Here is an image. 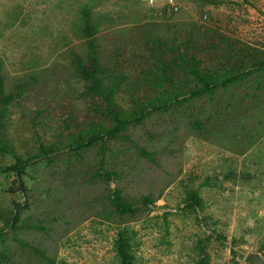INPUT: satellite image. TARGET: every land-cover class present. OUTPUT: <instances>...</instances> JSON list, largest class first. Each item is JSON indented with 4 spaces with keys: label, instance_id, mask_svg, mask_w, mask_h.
<instances>
[{
    "label": "rangeland",
    "instance_id": "obj_1",
    "mask_svg": "<svg viewBox=\"0 0 264 264\" xmlns=\"http://www.w3.org/2000/svg\"><path fill=\"white\" fill-rule=\"evenodd\" d=\"M171 4L0 0L2 95L13 98L0 102V145L27 161L20 178L0 174V264H119L121 231L133 264H197L204 255L208 264H244L249 252L264 257V77L212 99L151 110L128 127L127 142L69 147L109 125L104 104L85 94L73 63L86 62L89 42L119 83L113 99L124 110L131 99L159 98L141 82L154 72L152 42L182 40L203 26L264 52V0ZM40 146L52 152L29 159ZM13 163L10 153L0 154V166ZM191 191L201 202L193 210L186 208ZM114 192L134 206V215L114 212ZM142 197L150 200L146 207Z\"/></svg>",
    "mask_w": 264,
    "mask_h": 264
},
{
    "label": "trees",
    "instance_id": "obj_2",
    "mask_svg": "<svg viewBox=\"0 0 264 264\" xmlns=\"http://www.w3.org/2000/svg\"><path fill=\"white\" fill-rule=\"evenodd\" d=\"M88 18L87 13H84V21ZM202 27H193L184 34L182 40L173 37L169 41L157 40L151 43V55L156 61L153 64L154 72H151V80L142 78L141 82H144L150 91L157 93L159 98L155 99V102L148 100L147 103L131 99L132 107L129 110L120 108L114 102L115 89L119 83H115L110 78L111 72L99 64L96 45L89 42L86 62L75 57L73 63L77 75L85 83V94L97 97L104 104L102 117L109 125L99 131L90 129L85 133L86 137H78L69 147L80 151L98 141L101 145L107 140L115 139L127 142L129 141L126 135L128 127L140 123L151 110L165 109L168 104L186 102L203 96L212 99L219 90L228 91L232 85L238 86L248 78L258 83L259 79L264 77V52L240 46L237 41L227 38L214 28L201 30ZM86 28L89 30L90 26L87 25ZM137 85L138 81L135 82V86ZM2 86L3 81L0 76V102L6 105L13 98L2 95ZM22 89L19 90L22 91ZM6 152L13 156L14 163L0 166V174L14 173L17 178H20L27 161L11 150H7L5 145H0V154ZM51 152L50 148L40 146L39 155L29 159L39 158L41 155L47 156ZM139 153L151 159V156L143 150L140 149ZM102 176L109 180V173L104 172ZM19 186L24 192L21 182ZM186 197V208L193 210L195 207H200L201 202L197 191L187 193ZM109 203L114 212L120 216L136 213L134 206L123 201L117 192L111 195ZM149 204L150 200L147 197L141 198L142 206L146 207ZM16 218L17 214L13 216L12 223H15ZM116 238L115 254L119 264H133L126 233L118 232ZM1 258L3 255L0 253ZM197 264H208L207 257L205 255L201 257Z\"/></svg>",
    "mask_w": 264,
    "mask_h": 264
},
{
    "label": "water",
    "instance_id": "obj_3",
    "mask_svg": "<svg viewBox=\"0 0 264 264\" xmlns=\"http://www.w3.org/2000/svg\"><path fill=\"white\" fill-rule=\"evenodd\" d=\"M244 264H264V257L256 252H249L243 258Z\"/></svg>",
    "mask_w": 264,
    "mask_h": 264
},
{
    "label": "built area",
    "instance_id": "obj_4",
    "mask_svg": "<svg viewBox=\"0 0 264 264\" xmlns=\"http://www.w3.org/2000/svg\"><path fill=\"white\" fill-rule=\"evenodd\" d=\"M172 0H169V5L173 8V4H171Z\"/></svg>",
    "mask_w": 264,
    "mask_h": 264
}]
</instances>
